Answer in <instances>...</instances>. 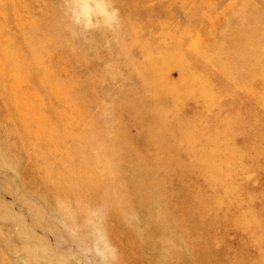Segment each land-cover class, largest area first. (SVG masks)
Here are the masks:
<instances>
[{"label": "rangeland", "instance_id": "rangeland-1", "mask_svg": "<svg viewBox=\"0 0 264 264\" xmlns=\"http://www.w3.org/2000/svg\"><path fill=\"white\" fill-rule=\"evenodd\" d=\"M0 264H264V0H0Z\"/></svg>", "mask_w": 264, "mask_h": 264}]
</instances>
